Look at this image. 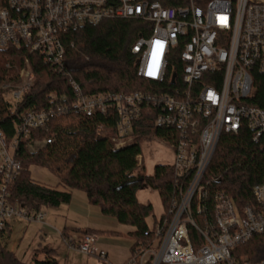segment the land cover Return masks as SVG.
I'll return each mask as SVG.
<instances>
[{"label": "built area", "instance_id": "obj_1", "mask_svg": "<svg viewBox=\"0 0 264 264\" xmlns=\"http://www.w3.org/2000/svg\"><path fill=\"white\" fill-rule=\"evenodd\" d=\"M172 1L176 6L154 0H0V49L26 47L55 71L64 66L62 35L109 20L145 23V36L132 48L138 76L159 83L169 77L173 89L86 96L72 81V100L52 97L50 108L25 113L12 140L0 130V230L15 219L44 224L42 211L30 214L9 201V186L22 171L18 149L33 132L71 112L85 118L112 114L117 134L110 141L120 149L132 143L136 122L149 110L154 128L169 130L158 140L174 152L176 196L145 234L152 241L134 246L125 264H264L239 253L240 246L264 238V183L253 187V202L238 208L216 189L220 179L207 174L222 135H238L246 126L256 144L264 141V109L254 105L257 76L264 77V0ZM19 76L22 84L10 93L14 104L35 81L26 69ZM97 134L104 136L102 126ZM55 141V135L45 136L36 146ZM143 160L137 157L139 166ZM65 241L73 251L96 256L94 235L79 244Z\"/></svg>", "mask_w": 264, "mask_h": 264}, {"label": "trees", "instance_id": "obj_2", "mask_svg": "<svg viewBox=\"0 0 264 264\" xmlns=\"http://www.w3.org/2000/svg\"><path fill=\"white\" fill-rule=\"evenodd\" d=\"M154 1L176 6L172 0ZM146 26L136 20H109L62 35L65 58L61 71H55L26 47L0 49V130L6 139L14 138L25 113L50 108L52 97L72 100V81L86 96L171 92L169 77L159 83L138 76L139 60L132 48L140 36H145ZM23 69L34 74L33 89L14 104L10 93L22 84L19 73ZM175 71L180 78V68ZM257 83L259 91L254 105L264 109V77L257 76ZM148 113L149 110H143L136 122L132 143L120 149L110 141L117 134V118L112 114L85 118L71 112L51 121L46 131L33 132L17 152L22 171L9 186L10 203L36 214L68 205L72 192L81 191L89 204L99 207L104 216L133 228L124 236L131 238L134 246L150 243L152 237L145 236L151 231L146 218L152 214L153 207L139 203L137 193L143 188L156 190L164 207L162 218L176 190L172 165H157L151 175L146 174L144 163L138 165L142 144L152 137L163 139L169 132L154 128V119ZM99 126L103 127V137L97 134ZM52 135L56 137L54 144L36 146L43 137ZM32 165L50 170L58 185L49 187L34 181L30 173ZM207 174L220 179L216 189L228 193L238 208L253 202V187L264 183V141L256 144L246 126L238 135H222ZM68 231L65 228L61 232L64 239H68ZM10 232V223L0 230V264H22L7 250ZM105 233L123 236L117 232ZM83 235L96 236V233L88 230ZM239 253L250 260H263L264 238L255 237L240 246ZM56 256L52 250L41 248L33 254L30 264H60Z\"/></svg>", "mask_w": 264, "mask_h": 264}, {"label": "rangeland", "instance_id": "obj_3", "mask_svg": "<svg viewBox=\"0 0 264 264\" xmlns=\"http://www.w3.org/2000/svg\"><path fill=\"white\" fill-rule=\"evenodd\" d=\"M142 157L144 159L145 171L148 175L153 174L155 166L172 165L174 162V152L171 147L161 144L156 137H152L142 144ZM30 173L32 179L38 183L49 187H56L58 185L57 177L44 167L32 165L30 167ZM137 200L141 204L152 205L153 212L146 218V222L152 230L164 212L161 198L156 190L152 188H143L138 191ZM55 211V208H47L42 211L43 213H47V220L54 226L56 225L55 222H52L49 218ZM122 227L126 232L133 230V228L129 226L122 225ZM42 229L43 226L36 222H27L23 219L13 220L11 223V232L6 239L7 250L22 264H30L31 258L36 250L46 245L55 244V249L58 253V256H56L57 260L60 262L68 260L67 248L64 246L61 237L57 235L54 238H49L41 231ZM117 233L122 234L123 232ZM126 234L127 233H124L123 235ZM119 255L120 252H118V256ZM69 256V259L74 262L73 264H110V260H102L97 256H86L77 251H70ZM128 260L126 262H128Z\"/></svg>", "mask_w": 264, "mask_h": 264}, {"label": "crops", "instance_id": "obj_4", "mask_svg": "<svg viewBox=\"0 0 264 264\" xmlns=\"http://www.w3.org/2000/svg\"><path fill=\"white\" fill-rule=\"evenodd\" d=\"M55 209L56 211L52 213L49 219L52 222L54 221L57 226L51 225L52 223L47 220L48 215L46 212L44 224H39L43 226L41 231L49 238H54L59 235L64 246L67 248L66 251L68 260H64L63 262L58 260L60 264L74 263L69 259V252H72L73 250L69 248L65 239L61 235V232L65 228H69L68 240L74 244H79L82 241L84 236L83 233L85 231L91 230L95 232L97 237V244H95L96 256L100 258L102 255V260H110V264H124L131 257L135 245V242L131 238L124 235H107L105 233L123 232L122 234H124L131 231H124L122 225H120L117 220L104 216L99 207L89 204L83 192L73 191L70 203ZM12 221L10 222V229ZM42 248H48L55 252L58 256L55 244L46 245ZM39 249H41V247ZM118 252H120L119 256Z\"/></svg>", "mask_w": 264, "mask_h": 264}, {"label": "water", "instance_id": "obj_5", "mask_svg": "<svg viewBox=\"0 0 264 264\" xmlns=\"http://www.w3.org/2000/svg\"><path fill=\"white\" fill-rule=\"evenodd\" d=\"M176 77L177 75L174 74L173 77H172V81H171V84L174 85L175 84V81H176Z\"/></svg>", "mask_w": 264, "mask_h": 264}]
</instances>
